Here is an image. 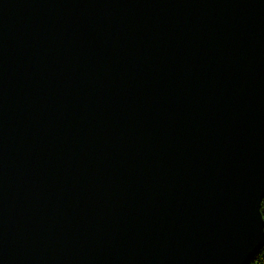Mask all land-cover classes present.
<instances>
[{
    "label": "water",
    "instance_id": "water-1",
    "mask_svg": "<svg viewBox=\"0 0 264 264\" xmlns=\"http://www.w3.org/2000/svg\"><path fill=\"white\" fill-rule=\"evenodd\" d=\"M263 200L264 0H0V264H249Z\"/></svg>",
    "mask_w": 264,
    "mask_h": 264
},
{
    "label": "trees",
    "instance_id": "trees-1",
    "mask_svg": "<svg viewBox=\"0 0 264 264\" xmlns=\"http://www.w3.org/2000/svg\"><path fill=\"white\" fill-rule=\"evenodd\" d=\"M261 211L264 217V200L262 202ZM249 264H264V248L256 255V257Z\"/></svg>",
    "mask_w": 264,
    "mask_h": 264
}]
</instances>
